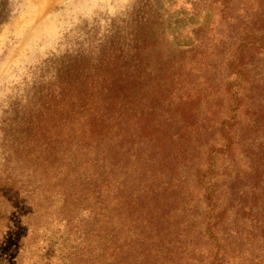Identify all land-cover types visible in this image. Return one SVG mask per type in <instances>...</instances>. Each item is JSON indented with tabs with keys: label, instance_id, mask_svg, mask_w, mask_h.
<instances>
[{
	"label": "rangeland",
	"instance_id": "374dc122",
	"mask_svg": "<svg viewBox=\"0 0 264 264\" xmlns=\"http://www.w3.org/2000/svg\"><path fill=\"white\" fill-rule=\"evenodd\" d=\"M0 2L12 10L0 28V156L11 149L5 132L25 137L11 127L56 89L65 100L49 111L72 147L61 150L57 171L39 170L24 184L31 196L19 208L1 205L8 219L0 264H90L88 251L99 264L111 256L120 264H184L185 251L198 260L191 248L207 247L197 185L205 174L221 184L224 233L250 236V221L264 211V0ZM242 66L247 83L239 88ZM103 78L115 83L112 92L133 90L134 116L84 128L90 114L74 113L102 93ZM227 122L239 123L238 138L213 161ZM110 173L123 184L121 200L135 196L102 228L92 220L102 207L95 183ZM255 234L263 239L264 229Z\"/></svg>",
	"mask_w": 264,
	"mask_h": 264
},
{
	"label": "trees",
	"instance_id": "16d2710c",
	"mask_svg": "<svg viewBox=\"0 0 264 264\" xmlns=\"http://www.w3.org/2000/svg\"><path fill=\"white\" fill-rule=\"evenodd\" d=\"M4 4L5 2H0V28L7 23L12 13V10L8 9ZM108 66L109 64L105 61L102 62V68H107ZM241 69L238 75V79L241 81V84L238 85L240 86L239 88L246 82V70L243 66ZM130 83L131 85H135V79L130 78ZM109 84L113 86L115 83H109L107 79L103 78L102 93L88 95L85 100L79 104V109H77L74 115H82V111L90 114L82 123L84 128L94 127L99 123L103 124L108 121L110 123L118 120L120 121L123 116L124 120L127 117L132 118L134 116L133 113H131L133 109L130 105L132 102L133 90L131 89L123 95V93L112 92L114 89L110 87ZM235 94L237 96L234 98L235 102L237 103L239 101L240 104H236V117L232 118V121H234L235 118L237 119V113H239L240 110L242 99L241 89L236 91ZM42 100L45 101L39 105V109L31 112L25 121L19 123L17 126L11 127V132L15 134V132L18 131V134H23L22 136L25 137L15 139L12 134L9 135L8 131L4 134V140L8 139L7 143L11 145V149H8L0 156V212L1 205H5V207L10 208V210L19 208L18 204H23V201L25 202L24 199H26L30 193L29 187L24 184L29 183L39 170L45 171L51 168V170L54 169L57 171L55 167L62 162L58 157L61 150H63L65 146L67 150H72L70 146L71 140L66 139L67 137L63 131L62 123H60L58 119L55 120L56 117L52 116V113L49 111L54 104H61L65 100L64 94L61 90H52L51 93L40 98V101ZM100 105H102V111L98 108ZM92 108L97 111H93ZM239 128V123L232 124L227 122L221 126L223 133L228 132L229 137L223 136L226 144L222 147L221 151H215L211 154L213 156L211 160L215 161L233 149L235 140L238 138ZM55 129L57 131L54 132ZM93 133L99 135V131L96 129L93 130ZM107 139L109 138L107 137ZM102 141H104V138H102ZM15 146L16 149H14ZM24 162L33 164L32 172L29 167L23 165ZM208 165L211 168L214 166L213 163H209ZM212 171L214 170L211 169L210 172ZM115 177L116 174L113 175L110 173L104 181L96 179L95 184H102V186H100V191L96 192L94 199L101 200L102 207H99V210L92 214V220L95 221L93 224L94 226L105 228L112 223L111 221L120 207L121 209L130 208L131 201L128 200L134 198L135 195L131 193L126 202L124 201L125 197L121 200L120 194L122 193L123 184L121 182L119 183ZM20 178L24 179L22 183ZM197 185L202 192L200 202L205 209L204 224L206 225L205 230L202 229L201 233L203 234V239L206 241L203 248L207 247L204 250L200 248L202 245L191 248L194 253L199 254L198 257L200 256L201 260L199 259L200 257L198 260L195 259L196 255L190 258L185 251L180 254L181 261H183L184 264H264V238L261 239V241L255 234L260 229H264V211L261 213L260 211L252 209L253 213L254 211H257V213L255 214L256 217L250 221V236H240L239 231H231L230 233V231L227 230L226 233H224L227 212L222 208L221 184L219 179L214 176L209 177L205 174L202 180H197ZM229 194L231 195V192H229ZM18 211L19 210L13 211L12 217H18L20 219L21 215ZM7 219V215H0V225L3 221L6 222ZM94 231L95 229L88 233L90 237L95 236ZM103 233L104 230L102 229V235ZM234 234L235 238H233ZM231 238L234 240L230 245L228 241ZM242 238L245 239L243 243L241 241ZM87 243H89L88 238ZM245 248H248V250L245 251ZM88 250H91L89 244ZM88 252L91 255L90 264H96V260L93 259V251ZM128 256L130 255L128 254ZM120 263L121 262L114 256L108 259V264ZM102 264L107 263L102 260Z\"/></svg>",
	"mask_w": 264,
	"mask_h": 264
}]
</instances>
